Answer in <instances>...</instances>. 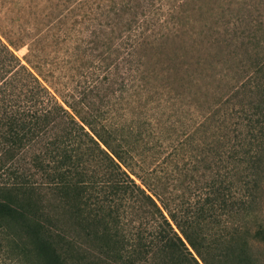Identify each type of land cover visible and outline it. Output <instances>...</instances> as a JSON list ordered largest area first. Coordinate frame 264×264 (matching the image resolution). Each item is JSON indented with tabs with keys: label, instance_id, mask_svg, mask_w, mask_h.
<instances>
[{
	"label": "rangeland",
	"instance_id": "1",
	"mask_svg": "<svg viewBox=\"0 0 264 264\" xmlns=\"http://www.w3.org/2000/svg\"><path fill=\"white\" fill-rule=\"evenodd\" d=\"M263 145L264 0H0V200L94 254L138 264Z\"/></svg>",
	"mask_w": 264,
	"mask_h": 264
},
{
	"label": "trees",
	"instance_id": "2",
	"mask_svg": "<svg viewBox=\"0 0 264 264\" xmlns=\"http://www.w3.org/2000/svg\"><path fill=\"white\" fill-rule=\"evenodd\" d=\"M83 252L113 264L0 200V255L80 264ZM138 264H264V145Z\"/></svg>",
	"mask_w": 264,
	"mask_h": 264
},
{
	"label": "crops",
	"instance_id": "3",
	"mask_svg": "<svg viewBox=\"0 0 264 264\" xmlns=\"http://www.w3.org/2000/svg\"><path fill=\"white\" fill-rule=\"evenodd\" d=\"M143 179H145V180H146V178H145V177H143Z\"/></svg>",
	"mask_w": 264,
	"mask_h": 264
}]
</instances>
